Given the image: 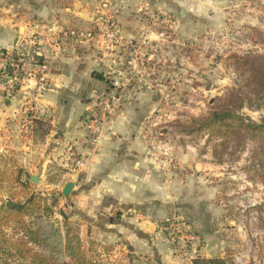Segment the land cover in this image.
Masks as SVG:
<instances>
[{"label": "rangeland", "instance_id": "374dc122", "mask_svg": "<svg viewBox=\"0 0 264 264\" xmlns=\"http://www.w3.org/2000/svg\"><path fill=\"white\" fill-rule=\"evenodd\" d=\"M101 17L113 22V36L105 35L103 29L97 27L96 21ZM142 18L134 38L138 40L142 28L149 25L153 34L147 45L139 46L138 42L130 45V40L123 39L110 15L98 14L94 18V27L85 30L92 32L86 38H57L54 35L59 29L34 34L16 41L10 47L0 49L2 54L6 49L17 47L26 54V59L30 62L26 73L19 74L11 69L13 67L6 69L2 83L9 77L16 84L11 96H0L14 99L23 86H26L24 89L27 94L34 95L33 97L49 90L52 83L47 61L48 48L57 50L92 38L133 47L135 51L127 64L136 66L137 70L140 64L146 65L149 69L144 67L141 73L154 83V89L159 94L156 110L148 115L147 127L151 134L147 138L169 147L171 154L161 153V159L170 168H189L196 180L194 183L202 187L201 194L209 198L199 209L204 219L207 218L204 224L199 225L182 213L173 214L156 224L161 242L170 253L171 264H193L197 257L219 258L224 264H264V140L246 138L233 141L226 149H221L220 157H214L213 146L219 138L210 139L206 129H199L201 122L210 114L225 109L257 124H264V106H259L253 97L254 83L248 75L264 59H258L264 57V0H242V4L235 10L233 24L226 22L228 25L216 28L215 32L201 34L196 38L193 36V39H188L183 44L174 30L173 15L169 11L155 9ZM160 31H165L167 37H159L157 33ZM163 40L177 42L180 47L177 50L181 55L177 57L179 61L175 63V67L150 57L148 50ZM196 40L201 43L195 42ZM42 66H45L43 70ZM132 76L106 75L105 83L93 91L89 107L81 117L82 133L74 140L64 137L53 143L52 156L56 155L57 163L49 164L48 171L42 174L38 169L26 171L19 165L18 159L25 152L29 153V150H33L36 156L41 146L38 143L50 134V131L44 136L33 134L32 119L40 118L49 122L50 119L38 116L30 102L26 101L19 109V114H22L19 121L20 134H0V206L4 205L6 198L23 203L33 193L32 199L35 198L36 204L22 216L23 220L34 229L40 228L45 236L50 235L54 228L64 236L67 225L80 236L86 259L98 264H161L164 261L155 260L151 253H144L139 254L137 262H134L135 258H130L132 255H129L128 249L119 241L105 239V232L101 229L104 221L100 222V216H97L101 211L94 212L93 216L74 209L72 202H69L72 191L64 197L61 190L62 183L70 179L67 173L79 170L82 172L88 165L71 166L62 153V146L73 145L74 155L83 156L82 150L87 149L80 141L86 131L85 118L95 105V94L109 91L111 81L119 84L122 102L115 109L114 117L123 106L127 94L132 91L135 82V76ZM44 83L45 89L38 92V85ZM30 125V128L27 127ZM14 136L19 149L14 144ZM25 145L27 151L24 149ZM183 154H188L185 161L182 160ZM196 165H199L198 169ZM178 170L173 168L172 172L176 175L184 172V169ZM29 172L37 176V182L31 181ZM105 201L107 200L103 199L102 203ZM60 210L66 218L60 214ZM91 216L95 218L93 228L89 226L91 221L87 220ZM65 219L68 221L66 225ZM15 223L16 219L9 217L1 225L7 235L12 236L18 231ZM165 225H172L171 228H175V231L163 228ZM175 232L183 235L181 239H171Z\"/></svg>", "mask_w": 264, "mask_h": 264}, {"label": "crops", "instance_id": "0c3cea01", "mask_svg": "<svg viewBox=\"0 0 264 264\" xmlns=\"http://www.w3.org/2000/svg\"><path fill=\"white\" fill-rule=\"evenodd\" d=\"M241 4L242 0H0V49L34 34L61 28L91 30L98 14L110 15L123 39L129 41L134 39L143 15L155 9L173 15L174 30L183 44L193 36L233 24L235 10ZM178 48L177 42L163 40L148 52L157 61L175 67L181 55ZM134 51L133 47L97 38L57 50L48 48L51 88L37 97L27 94L26 86L14 99L0 96V134H20L19 109L26 101L38 116L50 119V134L38 143L40 152L34 156L29 150L18 159L26 171L38 169L42 174L48 171L49 164L57 163L56 155L52 156L53 143L64 137L74 140L82 133L81 117L93 91L105 83L106 75L135 76L132 91L101 132L96 149L82 150L90 155L89 164L82 172L67 173L70 179L62 183L61 190L71 182L72 197L68 200L74 209L93 216L101 211L97 216L100 222L104 221L101 229L105 239L119 241L132 255L130 258H135L134 262L139 254L151 253L155 260H164L161 264H171L156 224L176 213L204 224L207 218L199 209L209 198L203 197L202 187L194 183L189 168L172 166L176 171L184 169L176 175L161 159V153H170L169 147L147 138L151 134L148 115L156 110L159 94L154 83L141 73L144 67L148 68L146 65L140 64L137 70L127 64ZM16 148L19 149L17 144ZM24 149L27 151L26 145ZM103 199L107 201L102 203ZM87 220L91 221L89 226L95 222L92 216Z\"/></svg>", "mask_w": 264, "mask_h": 264}, {"label": "trees", "instance_id": "16d2710c", "mask_svg": "<svg viewBox=\"0 0 264 264\" xmlns=\"http://www.w3.org/2000/svg\"><path fill=\"white\" fill-rule=\"evenodd\" d=\"M260 58L264 57L258 59ZM248 75L250 81L254 83L253 97L259 106H264V59L263 63L260 61L258 68L251 69ZM99 79L103 78L99 76ZM32 122L33 134L44 136L49 133V120L33 118ZM199 129H206L210 139L219 138L213 146L214 157H220L221 149H226L233 141H242L246 138L264 140V124L247 120L229 109L214 111L201 122ZM35 204L33 198L28 206L19 211L0 206V264H98L86 259L80 236L67 227L66 219L64 236L55 228L50 235L45 236L40 228L34 229L26 223L22 216ZM9 217L16 219L15 224L18 227V231L11 234L12 236L7 235L4 232L5 228L1 226ZM19 234L20 236H17ZM193 264H224V261L219 258L197 257Z\"/></svg>", "mask_w": 264, "mask_h": 264}, {"label": "built area", "instance_id": "2783aa9c", "mask_svg": "<svg viewBox=\"0 0 264 264\" xmlns=\"http://www.w3.org/2000/svg\"><path fill=\"white\" fill-rule=\"evenodd\" d=\"M97 27L100 29H103V33L107 36H113V22L109 18H99L96 21ZM141 35L138 36V40L134 38V40H130L128 43L130 45H134L136 42L139 43V46L141 45H147L151 41L150 35L153 34V29L149 25L142 28ZM92 32L85 31V30H79L76 28H70V29H60L57 34L54 36H57V38H64V39H74V40H80L82 38H86L88 36H91ZM159 37L166 38L165 31H160L157 33ZM163 38V39H164ZM11 50V51H10ZM2 52H0V94L11 96L13 93L14 85L16 84L13 82L12 79L9 77L7 78V81L2 83L3 76L7 72L6 69H15L19 74L26 73L27 67L30 65V62L26 59V54L21 51L19 48L10 49ZM19 58V59H18ZM45 66H42L41 69L43 70ZM117 82H112L109 85V88H111L109 91L107 90L104 93H96L94 96L95 105L93 106V109L87 114V117L85 118L86 122V131L82 135L81 138V145L84 146L88 151H94L97 147L98 140L100 137V134L102 132V129L105 128L108 123L112 120L114 111L117 109L122 102V96L120 94L121 88L117 85ZM45 89V83L39 84L37 87L38 92H41ZM62 153L66 156V159L70 161L71 166L75 167H85L90 162V155L86 153L81 157H77L74 155L73 152V145L66 144V146H62ZM172 225H168L163 228L172 230ZM175 231V228L171 232ZM183 235L172 234L171 239H181ZM175 241V240H174Z\"/></svg>", "mask_w": 264, "mask_h": 264}, {"label": "water", "instance_id": "95a60500", "mask_svg": "<svg viewBox=\"0 0 264 264\" xmlns=\"http://www.w3.org/2000/svg\"><path fill=\"white\" fill-rule=\"evenodd\" d=\"M188 157V154H183L182 155V160L185 161ZM197 169L199 168V165H196L195 166ZM31 181L32 182H37L38 179H37V176L36 175H32L30 177ZM72 188H73V184L71 182H67L64 184L63 188H62V195L64 197L68 196L71 191H72ZM33 193H31L29 195V197L23 202V203H16L14 202L11 198H6L5 202H4V206L10 210H14V211H19V210H22L28 203L29 201L32 199L33 197ZM60 214H62V216L64 218H66L64 212L62 210H60ZM165 264H170V263H165Z\"/></svg>", "mask_w": 264, "mask_h": 264}]
</instances>
